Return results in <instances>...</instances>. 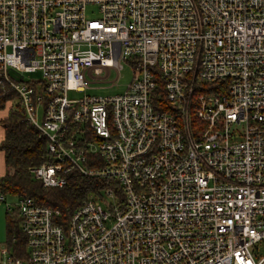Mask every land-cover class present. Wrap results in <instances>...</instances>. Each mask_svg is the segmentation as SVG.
Instances as JSON below:
<instances>
[{
  "label": "built area",
  "instance_id": "obj_1",
  "mask_svg": "<svg viewBox=\"0 0 264 264\" xmlns=\"http://www.w3.org/2000/svg\"><path fill=\"white\" fill-rule=\"evenodd\" d=\"M123 62L125 91L69 96ZM9 92L48 140L45 188L116 181L69 215L0 193L25 234L0 264H264V0H0Z\"/></svg>",
  "mask_w": 264,
  "mask_h": 264
},
{
  "label": "trees",
  "instance_id": "obj_2",
  "mask_svg": "<svg viewBox=\"0 0 264 264\" xmlns=\"http://www.w3.org/2000/svg\"><path fill=\"white\" fill-rule=\"evenodd\" d=\"M9 100L12 102L8 109L9 114L0 119L5 129L0 148L5 151L7 165L6 173L0 176V193L6 196H31L37 203L59 207L69 215L72 208L88 197L101 193L102 188L116 181L112 178L84 175L74 170L64 186L45 188L42 181L33 176L30 168L52 160L48 140L33 123L26 119L25 111L13 92H9L0 100V109L5 108ZM76 127L80 128L82 136L95 137L88 124L81 125L76 122L71 131ZM87 165H92L90 158ZM6 230V242L13 247L16 254L23 255L25 234L20 227L17 207L6 211ZM13 238L16 239L15 242L12 241Z\"/></svg>",
  "mask_w": 264,
  "mask_h": 264
},
{
  "label": "rangeland",
  "instance_id": "obj_3",
  "mask_svg": "<svg viewBox=\"0 0 264 264\" xmlns=\"http://www.w3.org/2000/svg\"><path fill=\"white\" fill-rule=\"evenodd\" d=\"M40 73H27L25 77H35L39 76ZM117 72L112 69L109 80L112 81L116 78ZM133 76L132 68L126 63L123 62V67L120 70V77L116 84L112 85L110 81H99L93 82L92 88H89L85 91H76L69 90V96L71 97H82L84 95H96V96H105V95H114L121 93L126 90L128 83L131 81ZM39 121L42 120V110L38 111ZM16 202V198L12 195H7V203L12 205ZM6 202H0V242L5 243L7 239V230H6Z\"/></svg>",
  "mask_w": 264,
  "mask_h": 264
},
{
  "label": "crops",
  "instance_id": "obj_4",
  "mask_svg": "<svg viewBox=\"0 0 264 264\" xmlns=\"http://www.w3.org/2000/svg\"><path fill=\"white\" fill-rule=\"evenodd\" d=\"M11 103H12L11 101H8L7 106L3 109H0V119L6 117L9 114L8 109ZM4 136H5V129L3 125L0 123V143L3 140ZM6 171H7V165L5 161V151L0 148V176L6 173ZM7 210H8V207L6 211Z\"/></svg>",
  "mask_w": 264,
  "mask_h": 264
}]
</instances>
